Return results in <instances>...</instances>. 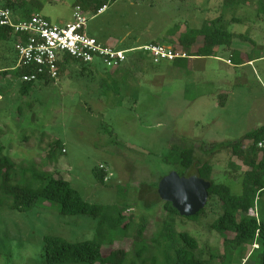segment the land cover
Masks as SVG:
<instances>
[{
    "label": "rangeland",
    "instance_id": "obj_1",
    "mask_svg": "<svg viewBox=\"0 0 264 264\" xmlns=\"http://www.w3.org/2000/svg\"><path fill=\"white\" fill-rule=\"evenodd\" d=\"M250 1L238 0L226 11L223 0H115L101 14L83 10L87 34L116 50L163 43L175 26L179 33L200 29L221 15V28L248 35L257 46L236 39L218 58L193 59L186 67L156 64L147 54L138 60L139 53L132 52L111 71L100 63L73 62L61 69L55 83H36L27 95H21V83L12 74L1 75L14 66L16 53L14 40L0 41V146L16 162L19 173L13 182L39 187L44 184L39 176H60L89 204L110 208L104 223L60 215L58 206H47L51 202L26 212H1L0 264H45L47 236L96 241L104 253L112 248L132 252L139 238L149 259L172 264L174 245L161 237L167 212L158 186L169 173L180 171L175 147L193 146L200 161H211L212 179L242 195L247 166L230 150L214 146L264 126V15L257 12L259 0ZM7 2L26 3L34 14L61 25L73 20L78 0H0V8ZM168 39L164 45L178 44V35ZM253 51L263 59L242 66L229 62L236 52ZM57 141L66 152L50 155ZM250 145L244 142L247 153ZM101 165L105 183L93 173ZM259 203L264 206V196ZM221 213L219 200L209 198L197 221L176 218L177 232L199 241L198 257L209 259L212 249L220 256L214 264H234L239 251L226 252L225 236L210 229ZM250 214L257 216V211Z\"/></svg>",
    "mask_w": 264,
    "mask_h": 264
},
{
    "label": "trees",
    "instance_id": "obj_2",
    "mask_svg": "<svg viewBox=\"0 0 264 264\" xmlns=\"http://www.w3.org/2000/svg\"><path fill=\"white\" fill-rule=\"evenodd\" d=\"M109 1L78 0L77 7L84 11L91 10L97 15L98 11L107 6ZM223 1L225 11L231 10L239 3L238 0ZM240 1L243 4L251 2L250 0ZM258 5V14L264 15V0H259ZM2 8L11 9L20 22L29 20L35 12L26 3L17 6L13 2H7ZM222 18L223 16L221 15L210 22H206L200 29L187 28L185 32L179 33L180 26H175L172 31L168 32L163 41L168 42L169 36L178 35V44L173 49L175 52L186 53L188 56V58H178L173 63L179 67H186L188 61L192 58H218L220 50L222 48L230 49L236 39L242 42H249L254 48L257 46L250 36L230 33L221 28L219 24ZM17 37L10 28L0 26V41L14 40L15 49ZM164 42H155L153 44L163 45ZM133 53L134 55L139 53L137 56L138 60L146 57L142 52ZM261 59H263V56L255 54L254 51L250 53L236 52L229 62L242 66ZM69 64L71 62L60 65V71ZM13 67L9 71L4 70L5 72L1 75L5 76L7 72L20 81L22 72L13 70ZM20 83L21 95H27L35 87L36 83L48 85L55 83V81L47 77H40L39 82L23 83L20 81ZM262 140H264V126L245 134L240 140L220 143L214 146L219 149L230 150L232 155L243 160L247 166L248 170L245 172L241 196L234 195L229 186L216 183L212 179L214 168L211 161H200L196 157L193 146L189 148L175 147L178 150L177 161L180 167V171H178L180 176L190 177L198 175L200 178L211 182L209 198L210 200H219L222 213L211 223L210 229L225 236L224 248L226 252L232 254L236 250L239 251V261L234 264H249L252 259L264 264V206L259 203V197L264 196V151L257 148V143ZM245 141L251 142L249 153L243 147ZM51 147L50 155L58 150L60 152L63 151V146L58 141ZM4 151V146H0V213L5 210L26 212L46 202H51V206H47L50 208L58 206L60 215H85L91 218H99L100 222L104 223L110 208L89 204L60 176L56 178L44 175L39 176L44 183L39 187H32L27 183H14L13 180L19 173L16 162L5 155ZM93 173L99 182L105 183L104 180L107 177V173L104 168L94 169ZM164 209L167 212V217L163 222L164 227L161 237L164 240L171 241L174 245L170 246L174 250V261L172 264H214L216 258L220 257L217 252H212L213 250L211 249L209 259L198 257L196 251L200 247L199 241L186 231L177 232L176 218H179L180 215L171 203H164ZM253 210L257 211V216L250 214ZM203 213L204 210L189 219L197 221ZM123 225L124 229L127 230L129 223ZM139 235H142V230L139 231ZM226 236H233V238L228 239ZM44 241L45 264H160L156 256H152L151 259L147 257L145 247L141 245L142 239L139 238L135 239V247L132 252L125 248H112L109 253H104L102 245L96 241L72 242L52 236L45 237ZM254 246L257 247L253 248ZM225 264L233 263L228 261Z\"/></svg>",
    "mask_w": 264,
    "mask_h": 264
},
{
    "label": "built area",
    "instance_id": "obj_3",
    "mask_svg": "<svg viewBox=\"0 0 264 264\" xmlns=\"http://www.w3.org/2000/svg\"><path fill=\"white\" fill-rule=\"evenodd\" d=\"M105 9L106 6L97 14ZM75 11L71 22L57 25L39 13L20 22L11 9L0 8V26L10 28L18 36L15 43L17 61L13 70L22 72L21 82H39L40 77L56 82L60 76V65L72 61L87 66L100 63L109 71L116 70L123 66L130 52L147 54L156 64L188 58L186 53L175 52L173 47L164 44H149L126 51L116 50L89 36L86 32L88 18L85 12L80 7ZM257 148L264 151V140L257 143ZM100 167L103 168L102 165Z\"/></svg>",
    "mask_w": 264,
    "mask_h": 264
},
{
    "label": "water",
    "instance_id": "obj_4",
    "mask_svg": "<svg viewBox=\"0 0 264 264\" xmlns=\"http://www.w3.org/2000/svg\"><path fill=\"white\" fill-rule=\"evenodd\" d=\"M211 185L198 175L182 177L173 171L161 179L158 194L165 203H171L181 217L192 218L205 209Z\"/></svg>",
    "mask_w": 264,
    "mask_h": 264
},
{
    "label": "crops",
    "instance_id": "obj_5",
    "mask_svg": "<svg viewBox=\"0 0 264 264\" xmlns=\"http://www.w3.org/2000/svg\"><path fill=\"white\" fill-rule=\"evenodd\" d=\"M71 22V21H70ZM95 38V37H94ZM102 43H104V42H102ZM109 44V43H108ZM141 46H146V45H140V46H135V47H133V48H130V49H135V48H138V47H141ZM127 50H129V49H127ZM193 59H199V58H192V59H190V60H193ZM189 60V61H190ZM189 63V62H188ZM250 64H252V63H250ZM63 151H65L66 152V150H65V148H64V146H63ZM62 151V152H63Z\"/></svg>",
    "mask_w": 264,
    "mask_h": 264
}]
</instances>
